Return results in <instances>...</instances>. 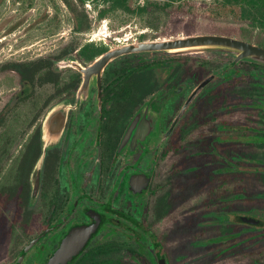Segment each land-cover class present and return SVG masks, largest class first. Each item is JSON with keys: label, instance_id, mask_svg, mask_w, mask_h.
Here are the masks:
<instances>
[{"label": "flooded vegetation", "instance_id": "flooded-vegetation-1", "mask_svg": "<svg viewBox=\"0 0 264 264\" xmlns=\"http://www.w3.org/2000/svg\"><path fill=\"white\" fill-rule=\"evenodd\" d=\"M5 38L1 29L0 264H264V181L248 189V173L264 172L263 64L218 52L128 53L102 71L58 64L88 67L157 39L140 35L9 67ZM42 60L32 84L23 66ZM9 69L20 80L10 99ZM23 103L32 126L9 147L8 113Z\"/></svg>", "mask_w": 264, "mask_h": 264}, {"label": "rangeland", "instance_id": "rangeland-1", "mask_svg": "<svg viewBox=\"0 0 264 264\" xmlns=\"http://www.w3.org/2000/svg\"><path fill=\"white\" fill-rule=\"evenodd\" d=\"M195 1L210 4L216 0ZM86 8L92 21L91 28L86 32H78L74 28L71 12L63 0H0V30L6 33V44L2 53L6 56L8 66L15 67L12 64L16 62L56 55L67 45L79 47L91 40L99 44L115 45L140 35L163 39L193 33H222L246 39L244 26L247 23L200 17L193 27L194 32L189 33L191 22L180 13L171 16L167 22H161L159 28L155 29L146 25L138 16L121 11L100 19L97 17L95 4L91 1L87 2ZM251 41L257 42L255 39ZM199 53L203 55L208 52ZM19 88L18 72L9 69L8 99ZM23 105L24 103L20 105L21 108L18 107L21 111H24ZM10 112L9 120L12 115ZM31 117L30 114L26 119Z\"/></svg>", "mask_w": 264, "mask_h": 264}, {"label": "trees", "instance_id": "trees-1", "mask_svg": "<svg viewBox=\"0 0 264 264\" xmlns=\"http://www.w3.org/2000/svg\"><path fill=\"white\" fill-rule=\"evenodd\" d=\"M69 8L74 24V28L78 32H86L91 28V18L86 8L88 1L95 4L97 17L102 19L112 13L121 11L128 15L138 16L146 25L152 28H159L161 22H167L171 16L180 13L183 18L190 21L191 29L189 33H193L197 19L207 17L211 19H223L234 22L247 23L245 27V37L248 40H257L264 46V0H216L210 4L197 2L195 0H63ZM56 20V16L54 17ZM67 45L62 49L65 53L68 51ZM103 48L86 45L82 52H92V55L101 52ZM37 63H25L23 66V76L35 83V78L40 69L49 64L44 61ZM39 70V71H38ZM27 98V97H25ZM21 108V107H20ZM18 107L11 109L12 115L8 120V143L12 147L17 139V135L28 132V127L32 126V120L26 119L30 114L34 116L33 103H25L21 111ZM32 109V111L30 110ZM29 113V114H28ZM32 147V145H29ZM264 181V172L248 173L249 191H255L258 180ZM251 185V186H250ZM264 190V189H263Z\"/></svg>", "mask_w": 264, "mask_h": 264}, {"label": "water", "instance_id": "water-1", "mask_svg": "<svg viewBox=\"0 0 264 264\" xmlns=\"http://www.w3.org/2000/svg\"><path fill=\"white\" fill-rule=\"evenodd\" d=\"M199 52H218L230 53L236 55L237 59L254 61L264 65V46L241 37L222 33H193L177 37H167L163 39L145 40L141 42L120 45L118 47L109 49L101 54L95 61L88 67H85L77 59L66 57L58 61L60 66H74L77 69L86 72L98 70L102 71L105 66L115 58L128 53H166V54H193ZM203 82L201 86L204 84ZM186 107V106H185ZM51 111L47 113L44 124V132L48 135L47 125L50 120ZM141 117L139 114L136 120ZM134 121V124L136 122ZM48 137V136H47ZM45 154L42 155L39 162L32 172L33 184V199L39 194L41 173L43 168V159ZM77 251L66 252L68 256L75 254ZM63 250L56 254L57 258L64 255Z\"/></svg>", "mask_w": 264, "mask_h": 264}, {"label": "built area", "instance_id": "built-area-1", "mask_svg": "<svg viewBox=\"0 0 264 264\" xmlns=\"http://www.w3.org/2000/svg\"><path fill=\"white\" fill-rule=\"evenodd\" d=\"M145 0H140L141 3H144Z\"/></svg>", "mask_w": 264, "mask_h": 264}]
</instances>
